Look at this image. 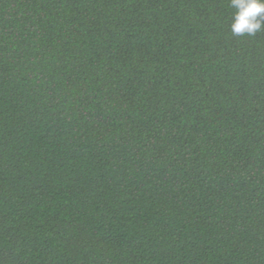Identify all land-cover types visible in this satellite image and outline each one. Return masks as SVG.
Segmentation results:
<instances>
[{"label":"trees","instance_id":"trees-1","mask_svg":"<svg viewBox=\"0 0 264 264\" xmlns=\"http://www.w3.org/2000/svg\"><path fill=\"white\" fill-rule=\"evenodd\" d=\"M232 0H0V264H264V26Z\"/></svg>","mask_w":264,"mask_h":264},{"label":"clouds","instance_id":"clouds-1","mask_svg":"<svg viewBox=\"0 0 264 264\" xmlns=\"http://www.w3.org/2000/svg\"><path fill=\"white\" fill-rule=\"evenodd\" d=\"M237 10L231 30L234 35H254L264 26V0H232Z\"/></svg>","mask_w":264,"mask_h":264}]
</instances>
